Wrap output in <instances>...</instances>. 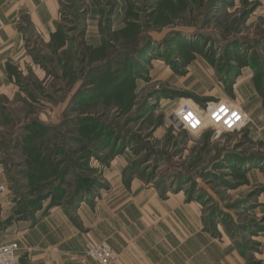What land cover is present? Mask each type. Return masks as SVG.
<instances>
[{"label":"rangeland","instance_id":"374dc122","mask_svg":"<svg viewBox=\"0 0 264 264\" xmlns=\"http://www.w3.org/2000/svg\"><path fill=\"white\" fill-rule=\"evenodd\" d=\"M81 1L70 4L78 11ZM91 5L87 24L86 11L75 18L63 6L72 15L61 17L66 49L41 56L42 74L0 99V180L14 204L11 221L34 223L38 211L57 207L84 233L113 168L127 187L199 206L212 237L260 264L264 123L190 134L172 117L185 104L230 102L248 82L264 115V0ZM84 250L63 251L62 264H97Z\"/></svg>","mask_w":264,"mask_h":264},{"label":"crops","instance_id":"0c3cea01","mask_svg":"<svg viewBox=\"0 0 264 264\" xmlns=\"http://www.w3.org/2000/svg\"><path fill=\"white\" fill-rule=\"evenodd\" d=\"M70 1L0 0V17L4 22L0 31V99L24 78L42 74L41 56L66 49L63 38L69 35L61 17L71 21L72 15L65 11L62 14L63 6L74 9L75 18L86 11L83 18L87 24L94 11L91 3L108 1L119 6L123 0H82L78 11ZM248 83L234 88L232 98L224 100L240 107L251 120L264 123L261 104ZM113 171L109 168L105 174L109 188L103 190L84 218V233L57 207L39 217L38 211L34 223L11 221L14 204L8 192H4L6 182L2 175L0 245L18 242L19 264H62L63 251L80 252L88 240L106 241L117 255L113 264H248L234 244L217 240L207 232L205 215L199 206L179 197H160L140 183L131 182L127 187ZM85 211L81 207L77 214ZM259 240L260 264H264V233Z\"/></svg>","mask_w":264,"mask_h":264},{"label":"built area","instance_id":"2783aa9c","mask_svg":"<svg viewBox=\"0 0 264 264\" xmlns=\"http://www.w3.org/2000/svg\"><path fill=\"white\" fill-rule=\"evenodd\" d=\"M4 23L0 17V31ZM173 122L190 134H199L207 127H214L225 133L240 131L252 122L251 117L240 107L228 102H214L200 110L187 104L173 114ZM19 247L16 242L0 245V264H17ZM85 255L97 264H113L117 255L106 241L85 243Z\"/></svg>","mask_w":264,"mask_h":264},{"label":"water","instance_id":"95a60500","mask_svg":"<svg viewBox=\"0 0 264 264\" xmlns=\"http://www.w3.org/2000/svg\"><path fill=\"white\" fill-rule=\"evenodd\" d=\"M174 119H173V117H172V121H173Z\"/></svg>","mask_w":264,"mask_h":264}]
</instances>
